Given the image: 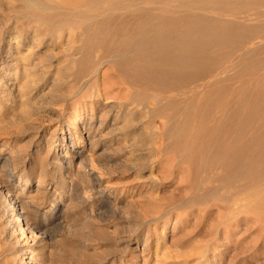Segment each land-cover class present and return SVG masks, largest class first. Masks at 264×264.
I'll list each match as a JSON object with an SVG mask.
<instances>
[{"label":"rangeland","instance_id":"1","mask_svg":"<svg viewBox=\"0 0 264 264\" xmlns=\"http://www.w3.org/2000/svg\"><path fill=\"white\" fill-rule=\"evenodd\" d=\"M43 1L0 0V264H264V193L210 184L204 168V190H194L196 167L167 149L172 123L156 101L127 104L134 113L117 121L119 103L135 96L127 85L109 98L100 84L59 101L76 90L67 69L79 54L67 32L39 36L45 15H63ZM113 75L112 63L99 67ZM212 186L217 195L194 201ZM8 191L27 204L23 234Z\"/></svg>","mask_w":264,"mask_h":264},{"label":"bare ground","instance_id":"2","mask_svg":"<svg viewBox=\"0 0 264 264\" xmlns=\"http://www.w3.org/2000/svg\"><path fill=\"white\" fill-rule=\"evenodd\" d=\"M22 1L23 8L30 9L31 0ZM44 1L43 7L63 15H45L39 36L54 42L67 32L77 44L73 54H79L72 58L76 68L67 69L78 83L76 90L73 96L61 94L59 101L100 84L109 98L114 87L119 91L120 85H127L135 96L119 103L114 121L134 113L124 110L127 104L138 107L156 101V113L172 123L167 149L178 154L179 163L196 167L194 190H204L198 178L204 168L210 184L216 182L230 192L254 185L256 192L264 193V0H65L68 6L64 0ZM13 38L29 37L19 32ZM107 62L117 72L113 80L99 76V67ZM76 99L82 102L84 96ZM90 102L92 110L95 105ZM68 131L61 130L64 143ZM71 137L69 133L66 149ZM23 178L28 181L27 175H20ZM213 186L202 196L196 194L194 201L217 195L219 187ZM22 194L8 191L5 196L18 211L13 228L21 234L29 221Z\"/></svg>","mask_w":264,"mask_h":264}]
</instances>
